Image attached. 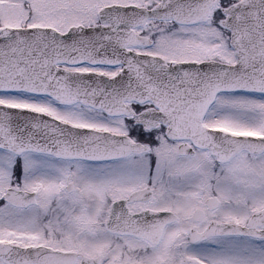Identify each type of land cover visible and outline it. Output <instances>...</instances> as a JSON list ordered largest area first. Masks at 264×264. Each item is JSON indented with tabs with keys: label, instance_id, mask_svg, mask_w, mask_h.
<instances>
[{
	"label": "snow or ice",
	"instance_id": "6c2138e0",
	"mask_svg": "<svg viewBox=\"0 0 264 264\" xmlns=\"http://www.w3.org/2000/svg\"><path fill=\"white\" fill-rule=\"evenodd\" d=\"M0 264H264V0H0Z\"/></svg>",
	"mask_w": 264,
	"mask_h": 264
}]
</instances>
